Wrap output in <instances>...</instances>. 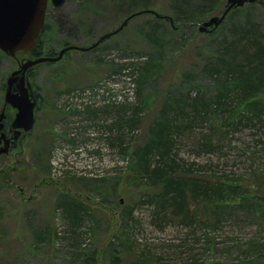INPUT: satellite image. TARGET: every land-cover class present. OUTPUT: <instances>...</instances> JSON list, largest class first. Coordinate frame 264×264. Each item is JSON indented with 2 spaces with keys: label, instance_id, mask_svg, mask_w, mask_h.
Segmentation results:
<instances>
[{
  "label": "rangeland",
  "instance_id": "374dc122",
  "mask_svg": "<svg viewBox=\"0 0 264 264\" xmlns=\"http://www.w3.org/2000/svg\"><path fill=\"white\" fill-rule=\"evenodd\" d=\"M215 2V11L197 13L195 31L184 30L186 40H192L183 47L179 32L168 30L162 40L167 52L163 71L151 75L142 93L136 67L158 61L159 55L146 37L156 19L152 14L134 17L96 48L67 51L59 61L33 68L32 84L43 101L35 126L19 153L0 155V264H264V118L256 125L244 113L246 103L236 104L234 121L229 115L217 117L224 129L219 149L196 145L205 142L211 123L181 134L174 148L173 158L190 172L182 169L185 176L235 190L225 209L215 207L208 216L210 223L220 218L218 225H188L168 212L157 214L154 206L141 203L143 190L129 178L133 148L145 139L165 93L196 96L199 91L212 97L216 92L201 70L222 51L232 23L250 16L264 40L259 3L235 10L213 36L200 33L199 26L220 16L227 0ZM129 3L68 0L58 9L50 5L43 55L59 54L65 44L93 46L123 24ZM190 3L196 6L200 0ZM174 6V0H152L150 9L173 17ZM160 23L169 25L164 18ZM28 58L34 57L11 58L0 51V111L8 76ZM185 78L190 88L180 92L176 87ZM136 108L140 114L133 126ZM117 109L124 123L115 128ZM119 131L125 154L112 144ZM71 208L74 219L68 215ZM200 214L204 219L202 209Z\"/></svg>",
  "mask_w": 264,
  "mask_h": 264
},
{
  "label": "trees",
  "instance_id": "16d2710c",
  "mask_svg": "<svg viewBox=\"0 0 264 264\" xmlns=\"http://www.w3.org/2000/svg\"><path fill=\"white\" fill-rule=\"evenodd\" d=\"M151 2L152 0H130L131 10L126 15V19L137 12L153 10L150 9ZM174 2L173 17L162 16L158 13L159 16L154 19V24L146 36L148 43L157 50L159 55L157 56L158 61L149 62L143 68L136 67L135 72L138 71L137 87L140 93L143 91L145 82L152 78L153 73L159 76L163 71V60L167 56V52L162 45V40L167 37L168 30L170 29V33L179 32V44L183 47L187 44L186 42L192 40L191 38L186 40L183 32L185 29H194L195 31L193 24L197 21L195 20L197 13L202 10L201 15H205L216 10L215 0H200L199 4L194 5L195 7L191 5V0H174ZM238 9L241 8L232 10L228 16ZM143 14L149 16V13ZM163 18L169 21L167 27L160 23ZM244 21L232 23L223 38L222 51L219 54L216 53L212 61L209 60L203 64L201 73L206 72L217 86L212 97H206L199 91L196 96H191L186 91L184 96V92L181 90L190 88L188 85L190 82L186 80L188 78L186 76L185 82L176 87L184 97L179 93L178 97L165 93L163 105L159 113L155 115L154 122L148 127L145 139L140 145L133 148L131 160L133 175H130L129 178L137 188L143 190L140 194L141 203L151 204L159 215L168 212L173 218H180V221L185 224L191 225L200 221L207 225L210 223L208 216L214 211V208L225 209L224 202L235 196V190L229 185L222 186L220 183L209 185L204 179L197 180L188 176L189 174L185 176L183 171H189L184 170L183 166L173 158V155L178 138L185 132L190 134L196 124H202L199 127H203V125L211 123L209 134L203 136L205 142L196 144L197 147L200 150L210 149L211 152L219 149L221 147L220 136L224 135V129L223 125L216 124V119L219 115H224L225 119L229 115L227 119L234 121L239 110L238 106L236 107L238 103L239 105L247 104L244 113L251 116L250 120L253 118L256 120L262 115L264 101H260L259 97L260 92L264 91V40L251 26L250 16ZM222 25L223 23L219 27ZM216 30L208 35L213 36L212 34ZM46 31L47 26L44 25L37 39L36 47L30 54L34 58L57 55L52 53L43 55L42 53L41 41ZM67 46L69 45L65 44L64 47ZM192 62L196 68L198 62L194 58ZM116 111L119 112L116 124L113 125L115 128L122 122L124 123L120 109ZM139 114V108L132 111L130 123L133 126L139 120ZM112 144L119 148L120 154H125L127 146L120 131ZM201 209L204 219L200 214ZM68 215L71 219L76 218L73 208L68 209ZM218 222H220V218H213L210 224L218 225ZM92 264H95V261Z\"/></svg>",
  "mask_w": 264,
  "mask_h": 264
},
{
  "label": "water",
  "instance_id": "95a60500",
  "mask_svg": "<svg viewBox=\"0 0 264 264\" xmlns=\"http://www.w3.org/2000/svg\"><path fill=\"white\" fill-rule=\"evenodd\" d=\"M50 1L54 7L59 8L67 0ZM255 2L257 0H227L222 14L203 22L199 27V31L202 33L212 32L223 23L233 8ZM261 4L264 5V1ZM47 6L48 0H0V50L10 57H15L20 52H31L43 28ZM146 12L157 15L151 10ZM141 13L145 12H139L138 14ZM123 26L124 24L119 30ZM71 49L80 48L68 46L61 50L56 57L24 59L21 61L19 68L10 74L6 83L3 112L0 114V133L5 129L3 128V120L6 119V114L9 111H14V116L11 119L13 120L12 126L15 130L23 129L25 132L31 131L35 122L34 110L36 101L31 94L32 86L29 82V71L35 65L59 61L63 57V54ZM14 147V143L7 142L0 149V154L8 153L9 149Z\"/></svg>",
  "mask_w": 264,
  "mask_h": 264
},
{
  "label": "flooded vegetation",
  "instance_id": "af4514ba",
  "mask_svg": "<svg viewBox=\"0 0 264 264\" xmlns=\"http://www.w3.org/2000/svg\"><path fill=\"white\" fill-rule=\"evenodd\" d=\"M30 81H32L31 77H30ZM31 94H32V96L34 97V99L36 101V106H35V123H36L37 113L39 112V110L41 108V104H42L43 101L41 99L40 93H38L35 88L32 89ZM4 102H5V98H4ZM3 107H4V103H3V106H2V110H3ZM13 116H14V111H9L6 114V119L3 120V128H5V129L0 133V149L7 142H10L11 144L14 143V145L16 147L10 148L8 153L3 154L4 156H9V155L13 154L14 152L19 153L18 150H19L20 146L22 144L26 143L25 142L26 139H28V138L30 139V135L32 133V131L25 132L23 129H16L15 130L14 127L12 126L13 120L11 118Z\"/></svg>",
  "mask_w": 264,
  "mask_h": 264
},
{
  "label": "bare ground",
  "instance_id": "6f19581e",
  "mask_svg": "<svg viewBox=\"0 0 264 264\" xmlns=\"http://www.w3.org/2000/svg\"><path fill=\"white\" fill-rule=\"evenodd\" d=\"M138 13H139V12L135 13V14H137V15L133 14L132 16H129V17L126 19V21L123 22V24L126 25V24H127L131 19H133L134 17H136V16H141V14H138ZM2 112H3V110L0 111V114H1ZM263 114H264V112L262 113L261 116H259V117L255 120V124H256V123H260V122L263 120V118H264ZM256 125H257V124H256Z\"/></svg>",
  "mask_w": 264,
  "mask_h": 264
}]
</instances>
